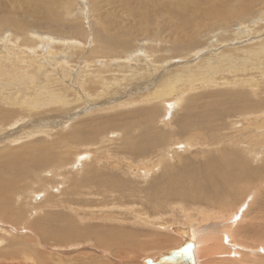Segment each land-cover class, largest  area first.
Wrapping results in <instances>:
<instances>
[{
  "label": "rangeland",
  "instance_id": "obj_1",
  "mask_svg": "<svg viewBox=\"0 0 264 264\" xmlns=\"http://www.w3.org/2000/svg\"><path fill=\"white\" fill-rule=\"evenodd\" d=\"M2 1L6 3V8L1 6L3 3L0 5L2 17L14 18L25 27L19 29L0 22V189L14 190L12 199L16 205L25 204V216L46 225L51 224L52 216L54 225L62 223L61 216L73 217L81 227L89 225L104 237L107 227L122 233L121 226L126 232L136 233L140 242H149L152 234L163 235L162 238L168 235L154 226L199 225L197 229L214 243L224 235L226 227L232 225L235 231L250 227L243 216L252 209L254 196L250 192L245 199L223 198L222 203L228 206L240 205L237 216H207L204 212L217 209L215 204L209 207L179 195L164 198L159 188L160 182L166 181L165 170L182 174L192 165L193 169L201 167L199 162L205 157L216 161L221 157L220 151L234 149L233 141L240 139L237 131L247 122L253 121L252 129L260 132L255 125L264 120V0H190L177 4L175 0H67L56 10L62 21L47 24L39 23V17L24 7L10 14L7 10L14 6L12 0ZM178 6L188 11L182 12ZM224 91L240 94L247 99L248 107L257 103L258 111L238 116L231 109V98L222 95L221 102H209L214 95L218 100L217 95ZM166 92L171 95L162 96ZM200 101L210 103L202 110H209L212 116L207 112L208 119L203 118L200 123L204 129H199L209 139L203 144L200 138H192L201 143L191 145L185 139L190 132H181V119L199 102L198 113L203 106ZM190 103L194 105L191 109ZM218 104L223 106L222 112ZM138 110H152L154 119L147 125L150 129L142 133H166L161 136L165 140H158L153 148L137 152L123 148V138L138 137L130 142L143 144L145 135L138 129L136 135L127 136L121 130L106 127L80 146L68 139L79 124L97 125L107 117L117 120V116ZM194 113L189 112L188 119ZM260 145V157L251 155L249 159L241 148L235 149L241 152L247 166L257 171L253 185L259 187L264 185V143ZM206 151L209 155H202ZM89 169L94 170L95 176L98 173V178L102 176V183L93 184L95 178L89 180L93 174ZM167 182L163 188L170 185ZM95 188L102 193L94 194ZM107 212L117 219L112 221L114 226L104 220ZM199 212L206 216L202 218ZM82 214H86V219L81 218ZM26 220L29 221L26 218L10 223L0 219L1 264H142L141 259L178 245L128 248L133 252H123L129 254L126 259L109 251L98 233L81 234L78 238L82 241L73 237L75 242L71 237L58 243L49 234L43 239L39 232L27 227ZM151 223L153 229L149 227ZM102 224L108 225L103 229ZM230 242L229 239L226 244Z\"/></svg>",
  "mask_w": 264,
  "mask_h": 264
},
{
  "label": "bare ground",
  "instance_id": "obj_2",
  "mask_svg": "<svg viewBox=\"0 0 264 264\" xmlns=\"http://www.w3.org/2000/svg\"><path fill=\"white\" fill-rule=\"evenodd\" d=\"M146 1H149V0H146ZM179 1H187V3H188V1H190V0H175L174 4H177ZM12 2L14 4V6H10L8 8V10H7L10 14L12 13V11H14V12L19 11L18 10L19 8L20 9L22 8V10H24L23 9V7H24L25 8V11L33 14L34 16L39 17V20H40L39 23L40 22L44 23V21H45V23L47 24L48 22L49 23L50 22H53V23H58L59 22V20L61 19L62 16L61 15H58V13L56 12V10L59 8L58 6L60 4L61 5H64L65 2H67V0L66 1L65 0H12ZM0 5L1 6H4L6 8V3L4 1H2L0 3ZM150 7H153V5H151ZM164 7H165L166 10H168L167 9L168 6H164ZM178 7H181V8H179V10H181L182 12H187L188 11L187 8H185L183 6H178ZM3 14L4 13H2V10L0 9V22H3V24L10 25V26H14V27L19 28V29H23L25 27V25H24L23 22H22L23 24L21 22H17L16 19L14 21V18L11 19V18L8 17V18H5L4 19L2 17ZM1 17H2V19H1ZM61 21L62 20H60V22ZM56 25H58V24H56ZM41 26H42V24H41ZM43 30H44V28H43ZM110 41H113V40H110ZM117 41L119 42V40H117ZM249 86L250 85H247L246 87H249ZM250 88H251V86L248 89H250ZM249 92H250V90H249ZM164 95H169V94H168V92H166V93L162 94V96H164ZM219 95L220 96L222 95L223 98H227V99L228 98H231L230 99L231 109H232L233 112L239 114L238 116L243 115V113L245 115H247V113H249V111H255L256 112L259 109L258 106H257L258 108L255 107L257 105V103H255V102H254V105H253L252 108L251 107H248L249 105L248 106L246 105V104H249L248 101H247V99H245L240 94H233V93H229V92H225L224 91L223 93H219L217 96H219ZM220 96L218 97V100H217L216 95L211 96L210 99H209V102H210V100L212 102H215V103L221 102V99L219 100ZM192 99H195V98L193 97ZM189 100H191V99H189ZM177 101H176V103H177V105H179V100H177ZM196 101H198V100H196ZM189 102H195V101L194 100L193 101L191 100ZM200 102H201V105H203L200 108V110L204 109V106H207V104L209 103L208 102L205 105V102L206 101H203L204 102L203 104H202V101H200ZM198 103L197 104L194 103L196 105V107L192 103H190L191 104L190 106H188V104H189L188 103L187 106L190 108L193 105L194 108L191 111L194 113V111L196 110V108L198 106ZM165 104H166V106L167 105H171V103H164V105ZM173 105H174V103H172V106ZM218 105H219L220 111L222 112L221 109H223V106H222L223 103H222V105H220V104H218ZM226 106H228V105H226ZM188 107H186V108H188ZM197 110L194 113L195 115L193 117L191 116V119H188V118H190L188 116H189V112H191V111L188 112V116H183L182 119H181L182 120V123H181V132L182 133L183 132H186V133L190 132L189 135H188V137L185 138V139H186L187 143L188 144H191V145H193V143H195V142H196L195 144L201 143L199 141H195L194 142V140H192V138H200L203 141V144L206 143V142H208V139H209L207 136L199 133V132H201V131H199L200 127L203 128L202 127V124H200V123H201V121H202L203 118H207L208 119V113L207 112H209V110L208 111L205 110V112L203 110L202 111L199 110L198 113H197ZM138 111H135L134 113L123 114L120 117L117 116V120L116 119H113V118L110 119V118L107 117V119H105L104 121H99V123H97V125H95L94 123H89L87 125H85V124H79V125H77L75 127V129L73 130L72 135L69 136L68 139H70V141L74 142V144H77V142H79V146H80V144H82L84 141H86V140H89L90 141L91 140V137L93 136V133H96L97 131H101V130H103L106 127H109V128H111L113 130L114 129H117L118 131L121 130L120 132H122V133L124 132V134L127 135V136L129 134L136 135L137 134L136 133L137 132V129L140 130L139 131L140 133H142L141 131H147V129H150V128H148L147 125H150V123H152V120H154V119H152L153 117L151 116L152 110L151 111H146V112L145 111L143 112L141 110H138ZM186 111H187V109H186ZM225 113H227V112H225ZM230 113H232V112H230ZM1 114L2 113H0V116H1ZM185 114H187V112H185ZM211 114L212 113L209 112V115H211ZM230 116H233V115H230ZM185 117H187V119ZM139 118H140V120H139ZM145 118H146V120L144 121ZM219 118L220 117H218V119ZM203 122H204V120H203ZM252 122H250V123L247 122L246 124L242 125L243 127L240 128L241 130H238L237 131V135L240 137L239 141L238 142L233 141L234 149L220 151V156H221L220 159H217L216 161L210 160L209 159V156H208L209 154L206 151V152H203L202 155L208 154L207 155L208 157H205V159H204L203 162H201V163L199 162V166H201V167H198V168L193 169L192 167H194V165H192V167H191V165L189 164L190 167H191V169L190 170H187V171L186 170L182 171V174L181 173H175L172 170H165L163 172L164 175L167 176V177H165L166 178L165 179L166 181H164V182L166 183L167 181H169L167 183H168V185L169 184L170 185L169 186L166 185L165 188H163L162 187L163 186L162 184H164V182L162 181L163 179L161 180L163 183L160 182L161 186H160V188L159 187L158 188H159V192L160 191L162 192V196L164 198L166 196V198L168 197L170 199L171 198L170 196H174V195H177L178 196L179 195V196H183L184 199L186 198L187 200L188 199L191 200V201L192 200L193 201L194 200H199L200 202H203L204 204H207V206H209V207L214 206L213 204H215L217 206V209H215L213 211L210 210V211L204 212L205 214H207V216H213V215H217L219 213H222V214H228V216H231V217H235V216L238 215V212H239V209H240V208L238 209V207L240 205L237 206L235 204H231L230 206H228L227 204L222 203L223 198L224 197L228 198V196H231V197L228 198L229 200H231V198L233 196L235 198H237L239 196L240 197L242 196L245 199L246 196L249 194V192L252 194V197L254 196V199L251 202V206H252L251 211L249 210L248 212H245V215H243L245 217V219H247L248 222L251 223L250 224V227L248 228V225L246 224L247 225L246 229L241 228L240 231H238V230L235 231L233 229V226L232 225L230 227H226V229L224 231V235L223 236H219V238H217V240L215 241V243L212 242L209 238H206L203 235L204 233L202 231H200V230L197 229L199 225H195L193 227L190 226V225H182V226H185V227L190 228L191 239H193L195 241L194 255H195L196 264H264V203H263L264 202V185H262L260 187L257 186V185H253V182L256 180V179H254V176H255V174H257V171L252 170L251 168H249L247 166V163L245 162V160H243V157L240 155L241 154L240 151H242L243 156H245L247 159H249V157L251 155L252 156H255L256 155L257 157L258 156L260 157L261 150H259L257 148V146H259L260 144H263L264 143V120H262L259 124L255 125L256 127L259 128L258 130H260V132L259 131L254 132L255 131L254 130L255 128L252 129L254 127V125H253ZM207 123H209V122H207ZM212 123H214V122H212ZM206 128L209 129V127H206ZM237 129H239V128H237ZM212 130L214 131V129H212ZM139 132H138V134H139ZM206 132H207V130H206ZM134 133H136V134H134ZM142 134L145 135V136L140 135V136H142V137L145 138L144 139L145 142L143 141V144L142 145H137L139 143L138 141L137 142H130V141L135 140L138 137H134L133 140H130V139H127V138H123V141L122 142L125 144V145L123 144L124 146L122 145L123 148H128V150L130 148L131 150H135L136 152L138 150L140 151V149H146V150H148V148L155 147L157 145L158 140L164 141L165 140L164 137H165V134L166 133H161L160 134L161 136H164V137H161V136H158V135H150L149 132H143ZM154 134H155V132H154ZM119 136H121V135H119ZM139 139H141V138H139ZM72 142H70V144ZM259 147L261 149V145ZM213 148L211 147V149H213ZM236 148H241L242 150L238 149L240 151H235ZM50 152H52V151H50ZM177 155H179V154H177ZM55 157H57V156H55ZM84 157H85L84 155L83 156H80V158H84ZM39 160H41V159H39ZM77 160H80V159H77ZM84 162H87V161H84ZM39 163H40V161H39ZM49 164H51V163L49 162ZM87 164H88V162H87ZM66 165H65V167H66ZM81 165L83 166V164H81ZM77 166H79V165H77ZM82 169H83V167H82ZM53 170H54V168H53ZM87 171H90L93 174L95 173V172H93L94 171L93 169H89ZM75 172H76V170H75ZM78 172H79V170H78ZM88 173H86V174H88ZM184 173L186 174V176L185 175L182 176ZM79 174H81V173H79ZM93 174L89 178V180L92 181L95 178L96 180L95 179L93 180L94 181L93 184H95L97 182L98 183H102L101 182L103 180L102 179V176L100 177L102 179L101 180L100 178H98V173H97L96 176H95V174L94 175ZM86 176H88V175H86ZM6 178H9V177H6ZM85 179H86V177H85ZM109 179H111L110 176H109ZM104 180H105V178H104ZM112 180H111L112 182L116 181L114 179H112ZM119 180H120L119 183L121 185L122 180L121 179H119ZM80 182H82V181L80 180ZM105 182H107V181H105ZM112 182L110 183V181H109L110 184H112ZM76 183H75V185H76ZM83 183H85V182H83ZM87 183L89 184V181ZM114 183H116V182H114ZM2 184L0 183L1 186H2ZM124 184H125V182L122 183V185H124ZM15 185H17V183ZM130 185H131V183H130ZM96 186L98 187V185H94V187H96ZM74 187H76V186H74ZM109 187H110V185H109ZM118 187H120V186H118ZM123 187H125V186H123ZM161 187L163 189H161ZM2 188H3V186H2ZM13 188L15 189V186ZM17 188H20V187H17ZM106 188H105V190H106ZM96 189L97 188H95V190ZM101 189H99V192H100ZM13 191L14 190H12V192ZM21 191H24V190H21ZM96 191L95 192L93 191L94 194L95 193H99L98 191L97 192ZM251 191H253V192H251ZM12 192L10 191L9 187H8V189L6 187L5 190L0 189V219L2 221H7V222H10V223H20V222H23L27 218L29 220V221L26 220L28 222V225H27L28 228H32L35 231L39 232V234H41L43 236V239H45V237L46 238L49 237L48 236V234H49V235H51L52 240L53 241L55 240L57 242L60 239H62V240L63 239L64 240H68V238H71V237L72 238L73 237H76L77 239H79L78 236L81 235V234H84V233L95 234V236H96L97 233L100 232V230L99 231H95L96 229H94V230L92 229L91 230V228L89 227V225H88V228L89 229L88 228H85V227H81L80 226L81 224L78 225V222L75 221L76 219H74L73 217H69L68 218V216L65 219V217H62L60 215L61 217H59V218L60 219L62 218L61 219L62 220V223H60L58 225H56V224L54 225V223H55L54 222V219L55 218H53V216H52L53 221H51V224L49 223L48 225H46L45 224L46 222H44V220H43L44 223H40L38 221L36 222V221H34L35 219H33L34 217L32 218L33 219L32 220L31 217L29 218V217L25 216L26 214H25L24 208H27L25 206V204L24 205L22 203H20L18 205L15 204L14 199H12L13 198L12 195L14 194ZM72 192H74V191H72ZM15 193H16V191H15ZM100 193H102V191ZM104 193H105V191H104ZM90 194H92V192ZM159 194H161V193H159ZM32 195H33V193H32ZM93 195H92V197H93ZM167 195H169V196H167ZM86 196H87V194H86ZM94 197H95V195H94ZM249 198H250V195H249ZM88 199H90V198H88ZM234 200H236V199H234ZM19 201H21V199H19ZM236 201H240V200H236ZM240 202H242V201H240ZM248 203H250V201ZM246 204L247 203H245V205ZM258 205L260 207H256ZM245 207H247V206H245ZM102 208H104V207H102ZM106 209H110V208H106ZM94 210L98 211L97 209H94ZM103 210H105V209H103ZM80 211H82V210H80ZM85 211L88 212L89 210H85ZM91 211H92V209H91ZM105 212H103V213H105ZM78 213H79V211H78ZM213 213H215V214H213ZM236 213H237V215H236ZM45 214L46 213L44 212V215ZM92 214H93V212H92ZM110 214H109V212H107V214H105V216L103 217L104 220L107 221L108 223L117 220L116 218L113 219V216L112 215H111L112 217H109ZM199 214H200V212H199ZM255 214L258 215V217H255ZM97 215H94V216H97ZM202 215H203V213L200 214V216H202ZM47 216H49V213H47ZM84 216H86V214H82V217L81 218H83ZM49 217L51 218V215ZM204 217L202 216V218H204ZM78 218H79V216H78ZM46 219H45V221H47ZM84 219H86V218L84 217ZM84 219H82V220H84ZM94 219H96V217H94ZM137 221L138 220H136L135 222H137ZM84 222H86V224H87L88 221L84 220ZM96 222L98 223L99 221L96 220ZM101 222H99V223H101ZM205 222H207V221H205ZM79 223H82V222H79ZM137 223H139V222H137ZM142 223L143 224H148L146 221H142ZM43 224L46 225V226H42ZM107 225L105 224V226H107ZM109 225H113L114 226L115 224H113V222H112V224L109 223ZM105 226L104 225L102 226L103 229H104ZM117 226H119V225H117ZM152 226L153 225L151 223L149 227H152ZM94 227L96 228V226H94ZM167 227L169 228V227H173V226H169V225H167V226H160V227H155L154 226V229L156 228L158 230L160 228L161 230H163V232L165 231L168 234V235H166V237H164L165 240H164V238L161 237L163 235L160 236L159 234H152L150 236V238H149L150 239L149 242H146V241L143 240V242H146L144 244H143V242H140L137 239L136 233H134L133 231L126 232V231H124L122 229L123 227L121 228V226H120L119 231H122V233L121 232H117L118 230L116 231L114 228L107 227V231H105V232H107V237H104L103 233H102L103 236L100 235L99 233H98V235L101 237V239L103 238V240H102V243L103 244L104 243L105 244L107 243V248L109 249V251L112 250L113 253L115 252V253H118L119 255H122L124 258H126V257L128 258L129 254H127V253L128 252H133L131 250H127L128 248H135V249H137V248L140 247V248L143 249V247L144 248L145 247L150 248V247H154V246L156 247V246H159V245H161V246H167L168 245L167 243H169V246L171 244H173V243H176V244H178L177 245V247H178L183 242V240L179 236H177V235L173 234L171 231H169V229ZM92 228H93V226H92ZM116 228H119V227H116ZM235 228H237V227H235ZM100 229H101V227H100ZM152 229H153V227H152ZM101 231H102V229H101ZM144 235H146V234H144ZM139 239H141V238H139ZM229 239L231 240V242L227 245L226 243L229 241ZM80 240L81 239H79L78 241H80ZM73 241H75L74 238H73ZM70 242H72V241H70ZM99 242H100V240H99ZM3 243H4V240L1 241V244L2 245H3ZM102 243L100 242V244H102ZM212 243H214V244H212ZM104 245H102V246L105 248L106 245L105 246ZM213 246H216L217 248H215ZM177 247H171V248H169L168 250H165V251L173 250V249H176ZM218 248H219V251H218ZM106 251L108 252V250H106ZM125 251L127 253H123ZM165 251H162L161 253H163ZM214 252H217V254L216 255L213 254ZM161 253H159L156 256H160ZM255 253H257V254H255ZM113 256H115V254ZM156 256H153V257H150V258L153 259ZM146 258H149V257H146ZM146 258L141 259V263L142 264H144L143 261ZM133 264H134V262H133Z\"/></svg>",
  "mask_w": 264,
  "mask_h": 264
},
{
  "label": "water",
  "instance_id": "obj_3",
  "mask_svg": "<svg viewBox=\"0 0 264 264\" xmlns=\"http://www.w3.org/2000/svg\"><path fill=\"white\" fill-rule=\"evenodd\" d=\"M168 228V227H167ZM173 234L179 236L183 242L173 250L165 251L153 259L146 258L144 264H196L194 248L195 241L191 239L190 228L177 225L168 228Z\"/></svg>",
  "mask_w": 264,
  "mask_h": 264
}]
</instances>
